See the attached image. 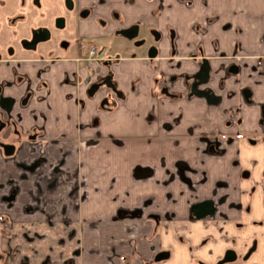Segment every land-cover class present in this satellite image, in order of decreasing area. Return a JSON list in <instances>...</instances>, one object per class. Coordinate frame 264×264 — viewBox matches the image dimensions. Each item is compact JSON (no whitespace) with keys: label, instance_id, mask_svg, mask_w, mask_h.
I'll return each instance as SVG.
<instances>
[{"label":"crops","instance_id":"obj_1","mask_svg":"<svg viewBox=\"0 0 264 264\" xmlns=\"http://www.w3.org/2000/svg\"><path fill=\"white\" fill-rule=\"evenodd\" d=\"M108 2L124 23L125 14H135L140 24L172 27L173 51L161 42L153 58L102 54L114 57L107 72L119 90L106 100L103 88L92 96L85 83L75 89L72 75L66 76L79 68L74 62L20 65L21 85L30 89L26 103L12 110L21 142L10 155L0 154V253L9 254L7 264H191L172 233L151 237L153 216L163 220L170 212L184 219L188 203L202 197V183L187 170H218L223 157L202 151V133L222 128L224 114L201 95H188L182 78L196 70L200 55L215 66L216 55L230 50L222 35L226 24L238 27V40L250 52L264 53L254 35L264 31V0ZM213 36L217 46L209 42ZM91 65L99 68L96 61ZM161 75H174L168 89L176 95L157 91L154 79ZM257 79L264 87V74ZM178 161L189 166L184 175L195 190L179 179ZM191 231L196 242L202 232L197 226ZM158 245H170L172 255L153 263Z\"/></svg>","mask_w":264,"mask_h":264},{"label":"flooded vegetation","instance_id":"obj_2","mask_svg":"<svg viewBox=\"0 0 264 264\" xmlns=\"http://www.w3.org/2000/svg\"><path fill=\"white\" fill-rule=\"evenodd\" d=\"M5 1L0 0V6ZM48 4L56 6L47 13L55 14L51 27L45 22L44 0H18L17 9H6L0 14V154L3 157L12 153L22 137L10 112L15 106H23L30 95V89L21 85L22 77L17 72L20 65L35 69L42 61L74 62L79 68L66 71V76L72 75L75 89L85 83L86 95L92 96L103 88L101 100H106L108 94L119 93L107 72L114 57H103L105 49L92 38L114 34L134 37L141 25L134 20L124 23V15L108 0H49ZM144 25H150L149 35L155 41L145 48L146 54L148 49L155 51L154 55H147L153 58L158 54L161 30L155 25ZM169 28L172 47L174 30ZM222 29L224 45L230 46V50L216 55L219 59L215 66L209 57L200 55L196 70L184 74L182 83L187 86L188 95H201L206 104L218 107L224 114L222 128L202 133V151L223 159L215 173L187 170L196 174V183H202V197L188 203L184 219L174 218L170 212L163 220L153 216L151 237L160 240L162 233H172L185 246L191 264H264V91L260 93V101L254 100L255 94L264 90L257 83V76L264 74V53L250 52L252 49L238 40V27L226 24ZM259 32L254 34L258 47L264 44V31ZM202 35L208 36L204 28ZM208 39L210 44L218 45L216 36ZM92 61L106 64L107 70L103 68L102 72L100 65V70L92 67ZM200 66L202 72L195 75ZM154 80L161 94L176 95L168 89L174 75H161ZM192 87L202 89V94L190 92ZM233 98L237 100L235 106L230 105ZM33 133L32 130L26 136ZM9 149L12 151L6 153ZM177 165L181 182L188 190H195V182L184 175L189 167L187 163L178 161ZM194 226L202 232L196 242L190 235ZM151 254L153 263L166 261L172 255L170 245L155 246ZM8 256L2 258L0 253V264H7Z\"/></svg>","mask_w":264,"mask_h":264},{"label":"rangeland","instance_id":"obj_3","mask_svg":"<svg viewBox=\"0 0 264 264\" xmlns=\"http://www.w3.org/2000/svg\"><path fill=\"white\" fill-rule=\"evenodd\" d=\"M48 2L49 0H44L45 22L51 27V19L55 14H47V13L51 12L56 6L51 7L48 4ZM17 6H18V0H6L4 6H0V14L6 9L7 10H11L13 8L17 9ZM116 7L120 8L119 5H117ZM122 9H125V7H123ZM125 15L128 17V20L133 21V18L131 17H134L135 14H125ZM172 15L173 14H169V16ZM149 27L150 25L141 24L137 34L134 37H130V38H126L119 34H114L107 38H102V39L92 38V39L95 41V43L98 46H102L105 49V53L108 55L137 54V53L145 52V48H147V46L155 43V41H153L150 38ZM156 27H158L161 30V37L160 40L158 41V45L161 42L163 43L165 42L167 43L169 50H171L173 46L171 47L170 45V28L169 27H168L169 29L166 28V24L164 23L160 25L157 24ZM244 28L248 29L249 26L246 25ZM116 45L117 47H115ZM188 50L189 52L196 51L195 48ZM100 66L101 68L107 70L106 64ZM10 115H12V112H10Z\"/></svg>","mask_w":264,"mask_h":264},{"label":"water","instance_id":"obj_4","mask_svg":"<svg viewBox=\"0 0 264 264\" xmlns=\"http://www.w3.org/2000/svg\"><path fill=\"white\" fill-rule=\"evenodd\" d=\"M134 32L131 31L130 35H133ZM155 51H150V49H148L147 51V55L148 56H152L154 55ZM202 72V67L200 66V68L198 69V71L195 73V75H199V73ZM190 92H194V93H199V94H202V89H196V88H191ZM12 151V149H9L8 151H6V153H10Z\"/></svg>","mask_w":264,"mask_h":264}]
</instances>
